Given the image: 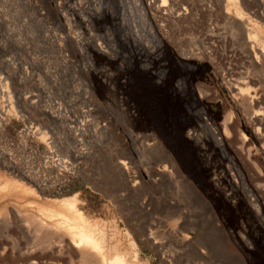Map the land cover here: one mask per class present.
<instances>
[{
	"label": "rangeland",
	"instance_id": "1",
	"mask_svg": "<svg viewBox=\"0 0 264 264\" xmlns=\"http://www.w3.org/2000/svg\"><path fill=\"white\" fill-rule=\"evenodd\" d=\"M155 1L0 0V264H264L252 112L196 38L217 23L231 50L236 31L221 0H166L164 16Z\"/></svg>",
	"mask_w": 264,
	"mask_h": 264
},
{
	"label": "bare ground",
	"instance_id": "2",
	"mask_svg": "<svg viewBox=\"0 0 264 264\" xmlns=\"http://www.w3.org/2000/svg\"><path fill=\"white\" fill-rule=\"evenodd\" d=\"M217 2V8L214 10L224 24V26L220 28L224 30L227 29V27H232L236 31V33H234L236 36L234 37L237 39L235 41L233 40L234 42L230 40L232 44L230 50L227 48V38L220 34L218 35L220 29L217 23L213 22L212 25H207L205 32H200L196 38H203V40H198L205 54H219L216 60L213 59L210 63L202 64L201 68L209 69L212 65V76L221 83L235 114L242 116L245 112H252L250 117L244 119L242 127L260 144L264 155V112L255 110V108L257 106L260 107L262 101H264V39L262 40L260 35L256 34L254 30L255 28L257 29V27L264 28V0H221ZM150 6H154L156 11L163 16L170 13V7L166 0H157L154 3L151 2ZM205 7H207L208 11H213V7H209L208 5H205ZM231 10H233L234 13ZM188 12V7H184L181 9V12L178 13V17L180 19H185L188 16ZM248 17H250L251 20L253 19V21H250ZM204 41L211 42L205 43ZM225 47L226 49H224ZM172 58L183 67L191 64L192 61L190 56L183 57L175 55ZM221 64L225 66L224 69H221L222 67L220 68ZM220 128L221 133L218 134L220 136L218 141L223 142L229 136L230 119L228 122L223 121L220 124ZM242 139L245 140V137L242 136ZM167 164L170 170L165 168L162 169L165 175L168 176L172 174V171H177L172 159H170ZM117 165L121 167L119 173L124 177L126 174L125 163L119 161ZM182 166L185 165L182 163ZM124 186L128 188L126 183H124ZM13 213L20 222H27V220L29 221L30 219L29 215L18 213L15 209H13ZM63 217L64 216H62V218ZM62 223L65 225L64 222ZM63 225L61 224L60 226ZM66 229L65 227V230ZM75 229L78 230L80 228L76 227ZM44 232L45 231L42 230L34 231L32 233L33 239L35 240L45 235L43 234ZM78 233L75 237H80L81 241L85 240L80 236L82 232ZM70 234L73 233L70 232Z\"/></svg>",
	"mask_w": 264,
	"mask_h": 264
}]
</instances>
